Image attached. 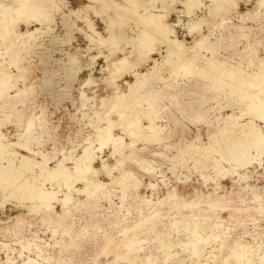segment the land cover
<instances>
[{"label":"rangeland","instance_id":"rangeland-1","mask_svg":"<svg viewBox=\"0 0 264 264\" xmlns=\"http://www.w3.org/2000/svg\"><path fill=\"white\" fill-rule=\"evenodd\" d=\"M106 1L109 7L99 8L101 0H55L56 8L43 7L49 21L21 22L15 28V33L41 28L33 37L25 34L13 45L0 41V74L11 76L9 94H15L1 105L8 115L2 133L47 156L49 168L63 158L72 167L92 142L97 172L89 182L102 188L87 198L90 190L76 191L83 189V182H71L73 199L64 212L54 204L51 211L28 213L27 199L0 194V264H262L264 155L257 156L249 144L240 148L241 156L222 159L227 147L217 134L206 158L191 145H208L217 128L229 122V114L239 123L250 119L238 108L237 98L244 97L231 93V85L218 88L217 83L230 79L237 86L243 83L239 87L244 93L257 92L252 87L258 84L257 76L247 59L253 46L255 59L264 61V2L235 0L231 10L210 15L211 0H197L199 6L191 8L187 0H139L134 6L125 0ZM113 2L124 8L113 7ZM11 13L10 19H19ZM150 14L164 16L170 38L182 42L180 58L171 56L175 61L188 59L181 68L165 62L166 46L158 37L148 47L150 58L140 62L138 55H130L131 42L119 36L131 39L143 29L152 31L139 21ZM85 15L92 32L107 37L110 26L119 37L96 44L81 21ZM66 22L72 23L71 29ZM195 23L197 29L189 33ZM5 46L10 50L4 52ZM124 55L129 58L118 66L114 60ZM126 97L130 103L123 102ZM32 117L28 132L36 139H22ZM96 126H115L110 132L115 139L102 150L96 149ZM113 145H121L120 152L113 153ZM14 151L29 156L23 149ZM245 159L252 163L244 164ZM215 160L225 171L221 175L213 168ZM50 185L58 197L66 193L60 177L44 186ZM172 190L174 197L169 196ZM206 200L220 205L210 207ZM191 202L195 204H182Z\"/></svg>","mask_w":264,"mask_h":264},{"label":"bare ground","instance_id":"bare-ground-1","mask_svg":"<svg viewBox=\"0 0 264 264\" xmlns=\"http://www.w3.org/2000/svg\"><path fill=\"white\" fill-rule=\"evenodd\" d=\"M125 1L131 6H134L136 3L139 2V0H125ZM97 2H98V0H97ZM211 2L213 3V7L209 9L210 15L217 14L221 10L223 12H227L235 6V0H211ZM263 2H264V0H259L258 4L261 5ZM101 3L99 4V8H102L104 6L109 7V4L107 3L106 0H101ZM186 4H187L188 8H191L192 4H194V6H199V3L197 2V0H187ZM45 5H49L53 9L57 7V3L55 2V0H9V1H1L0 0V41H1V44H5L9 41L13 45V43L16 40L24 37L25 34H27V36H29V37H33L35 32L39 31L41 28H39V29L35 28L32 31H30L29 29H26L25 33H23V32L17 33V31L15 33L14 32L15 28H17L18 23H21V22L26 23L28 25L29 21H31V20H34L36 22H42L43 24L46 23L47 21H49L50 17L48 15H46L45 9H43V7H45ZM112 6L124 8L118 2H113ZM11 12H14L17 14V16H19V19L15 18V19H17V21H14L15 19L13 17H12L13 21H10L12 19V18L10 19V17H9L10 14H12ZM190 12L191 11H189L188 13H190ZM140 16L143 17V15H140ZM138 18H139V16H138ZM162 18H164V16H160V15L158 16V15H154V14L148 15V17L144 16L142 19H139L140 23L143 24V27L147 26L148 28H151L152 31H146L145 29H143L144 31L140 32L139 35L134 36L131 39L125 35H119V36L124 40V42H131V44L134 46V50L132 52H130V55L131 54L132 55L133 54L138 55V57H139L138 61H140V62L144 61L146 58H150V56H148V55H149V53L153 47L152 38L158 37L159 43H163L166 46V49L164 50L165 62L168 63V65L173 66L172 68H175V66L177 68L178 67L181 68L180 64L181 63H182V65L185 64L188 59L186 61H182V59L175 61L172 59L171 56H173V57L176 56L177 57L176 59L180 58L178 56H180V45H181L180 43H182V42H180V41L178 42L176 39L170 38V34L172 32L169 29V24L168 23L166 24L165 20ZM81 21H83L85 23V26L88 29V31L92 32V26L90 23L91 21H89V19L87 18L86 15L81 18ZM14 23L16 26H14ZM43 24H41V26H43ZM65 25H66V27L71 29L72 23L66 22ZM197 26L198 25L196 23L192 24L189 28V33L192 32V30L197 29ZM107 29L110 30L109 35L107 37H105V36L102 37L100 35V33L95 32L93 30L91 36H93V41H95L96 44L104 45V43H107V42L119 37L117 34L112 32V28L110 26H108ZM10 32L12 34L15 33V35L12 37L11 36L8 37V34H10ZM153 40H154V38H153ZM26 43L27 42L25 41L23 43V45ZM11 44H10V46H11ZM149 45L152 46V47H150V49H148ZM10 46H5L4 52H7L8 50H10ZM251 48H252V50H251ZM251 48H250V58L247 59V64H248V67H251V66H252V68L254 67V69L251 70V72H252L253 76L254 75L257 76V77L255 76V77L257 78L258 84H256L254 82L253 83L254 85L252 87L254 90H257V92L255 91L253 93L251 90L252 87L249 86V89L251 88L250 90L252 93H248V92L244 93V91H246L245 89L244 90L242 89L244 87H242V88L239 87L243 83L241 85H239L240 84L239 83L237 86L236 85L237 83L232 84L233 81L230 82L231 81L230 79L224 80L222 78V81L221 82L218 81V83L220 82L219 84L217 83L218 88H223L225 85L226 86L231 85L230 86L231 87V93L242 95V98L246 97V100L244 98L241 100L240 99L241 97L237 98V100L241 102V104L238 108H239V111L241 112V114L248 115L250 117V119L244 123H239V121L237 120L238 118L234 117L233 114H229L226 117L227 120H229V122L226 125H224L223 127L217 128V130L214 132V137L209 140L208 145H201V146H198L197 148H195L193 145H191V147L194 148L197 151V153H202L203 155L201 154V156L204 158H206V156H208V154L213 151V148H214L213 145L216 143V139H217V136L215 134L220 136L221 141L227 147V150L224 153L220 154L222 159H225L227 161H231V160H233V158L236 155L241 156V155H238L241 152L240 148L244 147L246 145H249V144L252 146L254 145L256 147L255 152H256L257 156L264 155V132H263V129H264V61L262 59L256 60L255 59L256 50L253 48V46ZM154 49H156V48H154ZM182 49H184V48H182ZM154 52L156 53V51H154ZM12 55H13V58L15 60L16 56H18V51L14 52ZM128 58H129L128 56L124 55L122 58L114 60V61H116V64L118 66H121V64L123 65V62L126 61ZM182 69L186 70L187 66L186 67L184 66V68L182 67ZM22 70L23 69L18 66V71L20 72ZM0 72H1V70H0ZM232 72H234V71L232 70ZM114 74H116V73H114ZM7 75L8 74H6L4 72H2L0 74V114L4 113L2 111L3 109H2L1 105L4 104L6 99L12 98L15 95L14 94L12 96L9 94V90L12 88L11 87L12 85L10 82L11 76H7ZM136 75H138V74H136ZM136 75H135V77L137 78ZM231 76H234V74H232ZM218 78H219V76H218ZM256 78L254 80L251 77L252 81H256ZM138 80L139 79H137L136 81H138ZM238 80H239V78H238ZM140 81H144V80H139L138 82H140ZM248 81H249V78L246 82H248ZM134 82H135V80H134ZM240 82H244V80L242 81V79L240 78ZM246 82H244V83L246 84ZM228 83H230V84H228ZM137 84H141V83H137ZM136 87L139 88L138 86H136ZM246 89H248V87H246ZM250 90H248V91L250 92ZM25 91H26V88L24 90L18 89L16 92V95L21 94L22 92H25ZM135 91H132L131 95H129L130 98L134 95ZM222 91H223V93H228V91H225V90H222ZM229 91H230V89H229ZM241 92H243V93L241 94ZM128 93H126V94H128ZM117 94H119V93H117ZM235 94H233V95H235ZM125 96H123V98ZM127 99H128V97H126L123 100V102L126 103L128 101ZM237 100L233 99V103H235ZM127 103H130V102H127ZM131 103H134V100L132 98H131ZM119 104H120V102H119ZM102 106H103V104H102ZM125 111H127V110H125ZM1 116H2V118H0V194L5 193L8 195V197H14L17 200H26L27 199L29 201V205L26 207V210L28 213L37 212L40 209H44L46 211H51L54 209V204L61 205V208L63 209V212H64V209H66L67 206L70 203H72L71 202L73 199L72 192H74V191L71 190L72 189L71 188V182H74V181H82L84 184L83 189H76V191L78 193L85 192V194H86V192L88 190H90L87 192V195H88L87 198L90 195L92 197V194L96 191V189L99 188L98 184L92 185L89 182L92 179L94 173L97 172L92 167V162H93L94 156H95V155H93L94 154L92 151L93 149H91L92 142H90L88 144V146H85V148L82 152L81 158L79 160L76 159L74 162V165L72 167H67L65 165V161L68 159L63 158L60 161H58L53 168H49L48 167V160L49 159L47 158V156L41 154L40 152H36L34 149L28 148L27 145L21 144V143H25L24 141H21V139L14 143V142H11L8 138H6V135L4 133H2L1 130L7 124L8 115L3 114ZM129 117H130V115H129ZM100 119H101V117H100ZM33 120H34V117L28 119V123L26 124V127L24 129V134H22V136H21L22 139L25 137H26V140L27 139H30V140L36 139L35 137L30 136V132H28L33 127ZM255 120L261 122L263 124V126L257 125L255 123ZM127 121H126V123L128 124ZM133 122H131V123H133ZM150 122L152 125V121H150ZM114 124H115V122H114ZM117 124L118 123H116V125ZM119 124H120V122H119ZM151 125H150V127H151ZM111 127H113V126H111ZM111 127L104 129V127L99 128L98 126H96L95 129L97 130V133L95 136L96 137L95 141L98 145V147H96V149L102 150L107 144H109L110 142H112L113 139H115L112 137V135L110 133L111 129H112ZM124 127H125L124 129L126 130L125 124H124ZM130 127H131V125H130ZM151 128H152L154 134H157L155 132L156 131L155 125H154V127H151ZM124 129L122 128V130L121 129L120 130L123 131ZM131 129H132V127H131ZM128 133L126 132L125 134L128 135ZM130 135H131V133L129 134V136ZM229 135H232V138H234V139H232V140H231V138L229 139ZM133 137H134V135H133ZM120 139H121V137H120ZM133 139H135V138H133ZM118 141L119 140H117V142ZM121 142H122V140H120V144H121ZM130 144H132V143H130ZM117 145L111 146L113 148V150H112L113 153L120 152V149H121L120 146L121 145L120 146H117ZM15 147H17L21 150L23 149V151H26L29 156L28 157H24V156H20V155L18 156V153L14 151ZM30 157H32V158H30ZM36 159H39V161H37ZM127 161H129V160H127ZM142 162H144V161L139 160L137 162V164L142 165ZM243 162H244V164H250V163H252V160L251 159H245V160H243ZM119 163H122V162H119ZM130 163H131V161H130ZM218 163L219 162L217 160H215L213 162V168L215 169L217 175H221L225 171H223V168L219 167ZM240 166H242V165H240ZM125 174H127V173L123 174L122 179H125ZM22 176L27 177L28 178L27 180L30 179V181H18L19 178H21ZM58 177L61 178V182H63V185L66 189V193H64L63 196H60V197H58L57 192L54 191V189L52 188V185H50L49 188H45V186H44L45 182H51L53 179H56ZM34 181H36L37 183L33 184ZM96 181H94V182H96ZM99 184H101V183H99ZM99 189H102V188H99ZM174 195H175V190H172L169 193V196L174 197ZM94 197H96V196H94ZM162 201L163 200L158 201V203H162ZM205 203L210 207H216V206L220 205V204L214 203L212 201L210 202L208 200H206ZM182 204H184L185 206L186 205H193V204H195V202L182 203ZM129 243H130V245H132L134 243V241H131ZM237 257H238V255H237ZM259 260L262 264H264V255H261ZM29 263L30 264L31 263L37 264L36 262H32V261H29ZM247 264H248V262H247Z\"/></svg>","mask_w":264,"mask_h":264}]
</instances>
